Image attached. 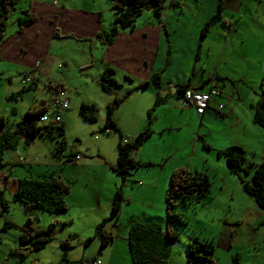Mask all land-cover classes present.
<instances>
[{
    "label": "rangeland",
    "instance_id": "rangeland-1",
    "mask_svg": "<svg viewBox=\"0 0 264 264\" xmlns=\"http://www.w3.org/2000/svg\"><path fill=\"white\" fill-rule=\"evenodd\" d=\"M213 2L214 0H196L195 2L189 0L187 6L178 4L177 10L171 9L167 17L162 15L160 19L169 25H179L181 33L182 28L188 30L192 27L190 46L193 41L201 37L202 28L208 18L207 14H213L215 11L217 13L219 4L215 5ZM222 3L221 17L210 26L207 36L202 41L201 56L196 62L197 66L200 67L203 62L209 72V74L206 73V77L209 78L212 75L214 78L216 70H221L220 72L224 70L223 72L226 73L227 64L231 60L235 61L234 58L251 60L259 65L256 71L259 72L258 83L255 87L259 95L264 89V0H235V2L223 0ZM39 4L52 5L60 10L64 8L66 13L80 12V10L99 12L105 31L114 26L112 5L106 0H19L16 10L7 21L5 40L20 35L18 19L26 17L21 12L30 5H33L32 13L34 12L37 18V24L40 27L48 25V15H42L36 10L41 7ZM198 6L202 8L200 12ZM160 19L147 6L142 10L141 15L135 17L134 29L140 30L148 25L159 26ZM117 29L118 32L114 36V38L117 37L116 40L120 36L119 32L133 31L129 28L123 29L121 26ZM170 34L171 32L168 33ZM38 39V48L30 43L25 49L26 56L23 54L12 57L10 60L2 56L0 58V115L5 116L7 120V127L2 132L14 131L28 111L38 110L44 105L50 111H54L52 104L56 99L68 100L69 107L61 112L64 122L63 135L55 130L54 137L38 138L30 145L20 143L4 155V161L8 163V166L2 170V173L8 175L9 181L2 186V191L10 209L0 217V264H56L63 255L64 249L61 244L65 243L70 236L73 237L69 241L71 248L66 253L71 261L91 264L100 249L101 238L94 231L90 235H71L73 227L81 230L82 226L78 227L81 225L79 221L75 224L70 223L67 216L69 213L27 211L15 197L17 187L13 180L21 178L22 174L36 180L61 177L69 184L70 191L71 189L75 191V186L80 185V193L74 192L75 198L79 195L80 200L81 197L85 200L87 194H92L94 196L89 197L90 201L94 202L96 195L97 201L101 200L103 204L111 192L115 191L116 186V189H121L124 202L129 200V195L135 192L120 231L131 218L138 220L139 216L144 215L145 217L140 219L141 223L157 225L165 235L167 223L170 221L165 194L172 172L181 167L190 168V172L197 170L205 173L210 178L211 185L208 193L195 203L179 204L172 210L181 220L171 218V227L179 235V241L171 246L172 255L167 264H194V261L190 263L187 261V245L196 237L202 241L212 242L214 264H264V210L259 208L243 189L241 179L250 181L251 175L242 173L239 179L230 173L225 158L223 156L218 158L215 147L220 146L224 131L221 119L207 115L201 129L199 120L197 124L192 123L196 126L193 136L196 143H193V140L189 141L187 147L179 151L176 149L188 142L190 135L188 123H185L180 130H163L161 127L163 121H160L161 126L158 128L154 123H149L147 114H145L147 120L145 128H136L130 122L124 123L123 134L126 136L132 134L133 138L139 134L137 133L139 130L144 132L148 127L151 128H149L151 132L155 131L150 140L145 141L139 150L133 152L132 157L136 161L138 155L147 156L154 150V145L159 144L163 146L160 150L166 156L167 169L174 168L167 173L168 178L164 175L166 181L162 179L160 189L153 187L158 189L155 197L151 189L138 194L137 191L141 185L146 188V185L151 182V175L162 174V165L165 161H161L159 165L153 163L154 165L148 168L132 171V175L123 180V177L112 168L117 164L116 147L119 134L112 128L108 133L101 132L109 114V99L111 98V103H114L116 95L115 98L121 99L128 91H131L130 81L124 79L123 74L119 73L120 82L123 85L115 90L116 95L107 94L94 80L97 69L90 63L91 54L86 42L72 36L51 39L49 34L45 37V33L42 38L38 35ZM179 39L175 42L182 45L187 43ZM170 40L174 39L170 37L168 41L164 39L162 45L160 43L159 56H162L163 60L166 55L162 51ZM84 64H89V67H84ZM252 72L255 73V70L253 69ZM23 80L26 84H22ZM55 83L63 84L64 90L57 91L53 88L51 85ZM220 84L215 81V85L220 86ZM245 87L248 89L247 85ZM216 88L222 90L221 87ZM249 91L252 92L251 89ZM146 93H149L148 90H145L144 95ZM142 95L143 92L132 89L121 103V110L118 109L115 114L121 118L130 115L137 107L136 105L141 103V99L144 98ZM82 104L95 105L97 108L95 122L85 119L80 114ZM156 114L157 111L153 113L152 119ZM152 122H155V119ZM46 124L40 122L42 126ZM253 127L254 130L248 138V145L241 148L245 152L246 162L258 167L264 164V128L259 125ZM200 130L201 133L198 136ZM133 138L129 137L128 141H133ZM16 152L25 156L26 161L23 166L13 163L17 159ZM76 155L80 156V160L75 162ZM155 158L156 161L160 160V154H156ZM83 162L88 164L87 167L78 170L76 166ZM142 175H145V178L139 179ZM139 182H141L140 186H138ZM101 196L102 199H100ZM110 215L111 212L108 217ZM6 221H9L13 227L1 231ZM111 223L107 224L111 225ZM38 232H48L52 241L38 252L21 255V252H18V249L23 246L20 243V236L35 235ZM118 236L116 248L119 249L117 251L119 259L117 260L121 264H131L129 256L125 255V251H128L127 243L124 241L126 235L121 232ZM88 240L91 241L88 242ZM108 249H111V246ZM107 251L109 250L103 252ZM235 258L238 259L237 262ZM97 260L107 264L102 257Z\"/></svg>",
    "mask_w": 264,
    "mask_h": 264
},
{
    "label": "crops",
    "instance_id": "crops-1",
    "mask_svg": "<svg viewBox=\"0 0 264 264\" xmlns=\"http://www.w3.org/2000/svg\"><path fill=\"white\" fill-rule=\"evenodd\" d=\"M175 1L176 0H165V8L163 10L162 15L167 17L171 9L177 10L178 4L184 7L187 6L189 0H183L182 2H180V0H177L178 2L176 3ZM193 1L195 2L196 0ZM221 1L223 2V0ZM219 2L220 0H214L213 4L216 5V3L219 4ZM108 3L111 4L110 2ZM32 6L33 5H30L29 8L23 10L21 13H25L26 11L29 12V14L35 18V21L29 26H27L24 30H22L20 32V35H17L15 37H10L9 39L7 38L5 40V42L0 48V58L6 57L10 60L12 57L14 58L15 56L18 57L23 54L26 56L27 52L25 51V49L28 47V45L31 43L35 48H38L39 45L38 35L42 38L44 33H45V37H48L49 34L51 39L72 36L88 44L89 54H91L90 63L92 64V66L96 67L97 69L94 80L98 86L104 70L106 68H112L115 71V77L117 79V82L121 86L123 84L120 82L119 73L123 74L124 79H126V77L131 78L129 80L130 90L136 89L138 90V92L141 93L143 92L142 97L144 98L141 99V103L137 104L136 105L137 107L134 108L133 112H131V114L128 115L127 117L121 118V116L115 114L116 111L120 109L121 104L115 108L113 112V118L116 121L117 126L119 127L122 134L125 131L123 130L124 129L123 125L126 122H130L131 124L135 125L136 128L139 127L145 128L147 127L146 123L148 120L150 124L154 123V125L158 126L159 128L161 126L160 121H163L161 126L163 130H171V131L180 130L182 129L183 125H185V123H188L187 126L190 131L188 142H186L185 145L181 147L179 146V148L176 149V151H179L180 149L187 147L189 141L193 140V143H196V140L193 139V136L195 135V131H196L195 129L196 126H194L192 123L197 124L199 120L200 123L199 127L201 129V127H203V123H205L204 121L205 117L207 115L210 116L212 115L217 119H221L220 121L223 123L222 125L224 128L223 129L224 131L222 133L223 139L220 143V146L215 147L217 152H221L231 147L232 145H237L240 147H246L248 145V138L250 137V133L254 130L253 126L257 125L253 120L252 106L256 104V102L259 100V96L261 92L264 91V89L261 90L260 94L258 95V92L255 89L256 84L258 83V75H259V72H256L259 68V65L257 63H254L251 60L234 58L235 61L231 60L227 64L226 73H224L225 72L224 70H223L224 72L223 71L220 72L221 70L218 71L216 70L214 74L215 75L214 78L212 75H210L209 78H207L206 73L209 74V72H207V68L205 67L204 63L202 62L200 64V67H198L196 63L197 60H200L201 46L203 40L199 38L196 41H193L192 44H190L189 46L191 33L193 32L192 27H189L188 30L182 28V33H181L179 32V28H180L179 25H169L166 22L163 23L160 19L159 26L148 25L141 28L140 30L133 29V31L131 32H127V30L121 31L119 32L120 36L117 40L116 37L114 38L111 44H107L104 41L105 34L110 32L113 27L112 28L110 27L109 30L106 29L105 31V26L102 25L101 13L92 10L91 11L80 10V12L68 11L69 13H66V10H64V8L60 10L52 5L39 4V6L41 7H38L36 10L40 14L45 16L48 15L49 17L48 25L45 24L43 25V27H40L37 24V18L34 12L32 13ZM201 10L202 8H199L198 6V11L200 12ZM212 11L213 10H211V12ZM215 13L216 11L213 14H209V15L207 14L208 18H206L205 21L207 22L213 15H215ZM169 32H171L170 35H168ZM99 36H102L103 38ZM170 37L173 38L174 40L173 41L170 40L169 42H167V45L164 46L162 52L165 53L166 56L165 59L163 60L162 59L163 57L159 56V47L161 50V45L163 43V40L165 39L168 41ZM183 37H185L186 39L184 40ZM177 39L183 40L181 42H187V43L182 45L181 43L175 42ZM188 47H190L189 50L187 49ZM179 51L181 52L179 53ZM96 59L98 60V62ZM96 62H97V66H96ZM84 67H89V64H84ZM252 68L255 70V73L252 72L253 71ZM211 73L213 72L211 71ZM154 74H160V83L158 88L152 83L151 80ZM217 78L221 80H218ZM215 81L221 83L219 87L222 88L221 90L222 97L217 99L213 103L212 107L217 108V103L222 101L226 105L225 108L222 110V115L220 117H217L212 112V109H209L205 111L203 114H200L198 110L195 107L189 105L184 100L183 96L178 92V88L183 86H188L190 89H195L205 92L208 91L209 87L210 88L214 86L218 87V85H215ZM143 85L145 86L143 88H140ZM246 85L248 86V89H246L245 87ZM249 89H251L253 93L250 92ZM145 90H148L149 92L146 93V95H144ZM226 91L228 93H226ZM157 96L161 97L163 99V102L160 106L156 108L157 110H155L157 111V114L155 115L154 118L155 122H152L154 121V119H152V121L150 122L148 115L146 120L145 114H148V111L153 107L155 100L157 99ZM115 97H117V95ZM110 100L112 99L111 98L109 99L108 105L111 103ZM144 100L145 102L143 103ZM125 119L127 121L124 122ZM137 133L140 134L142 132H140L139 130ZM200 133L201 130L198 132V136L200 135ZM154 134L155 131H152L151 136ZM131 135L128 136L132 139L133 136ZM128 136L125 135V137L129 139ZM151 136L148 138V140H150ZM148 140H146V142ZM154 147H155L154 150L148 153L147 156L138 155V158L137 157L136 158L138 159L137 161L149 162L151 164L157 163L158 165L162 163L161 161H165L164 165H162V174L151 175L150 178L151 182H149L146 185V188L144 187V185L140 186L141 182H139L138 184V186H140L139 190L137 191L138 194H141V192L151 189L152 192H154L153 194L155 197L158 191L157 188L160 189L159 185L162 179H164L163 181H166L164 175H166L168 178L169 174L167 173H170V171H172V169L174 168L167 169L166 158H165L166 156L163 155L161 153L162 151L160 150V148L161 147L163 148V146L156 144L154 145ZM18 153L19 152H16L15 157L17 159L15 162H13L14 164H18ZM156 154H160V160L158 161L155 160ZM100 157H102V155H100ZM144 157L147 158L145 159ZM218 158L220 157L218 156ZM102 159H104V157H102ZM87 165H88L87 163L83 162L81 164H78L76 167L78 168V170L79 169L82 170L85 169ZM184 168L187 169V167ZM189 169L190 168H188V170ZM24 178H31V177L22 174L21 178L14 179L13 181L16 187H17V181L19 179H24ZM144 178L145 175L139 176V179H144ZM8 181L9 178L7 175V178L3 181V184L8 183ZM154 186L157 188L156 189L153 188ZM116 188L117 186L115 187V191L117 190ZM224 188H226L225 184H224ZM74 190L75 191H72L71 189V191L69 192V194L65 199L68 207V211L66 212V214L69 213L67 216H68V221H70V223L75 224L77 223V221H79L81 225H79L78 227L82 226V228L81 230H77L78 228L73 227L72 229L73 232L71 233V235H90L92 231H94L95 233L96 227L101 222H103V220L109 218L108 216L109 213L111 212V208L113 205L115 191L111 192V195L107 197L106 202L103 204L101 200L97 201L96 195L94 198V202L90 201L89 197L94 196L92 194L91 195L87 194L85 200H83L84 199L83 197H81L80 200V198H78L79 195L77 196V198H75L76 193L78 194L80 193V185L75 186ZM134 194L135 192L129 195V200L125 202L123 200L125 206H123L122 203V210L119 221L115 222L114 224L112 222L111 225L106 224L104 227L106 233L113 235V237L114 235L117 236L114 237L112 243L108 244L101 250L99 249L98 255L93 259H98L99 257H102V259L107 264H121V262L117 260L119 259L117 258L119 255L117 251L119 249L116 248V245L118 243V238H119L118 235H120V233L122 232L123 235H126L124 241H126L128 246V251H125V255L129 256L132 264L130 247H129V235L132 226L153 225V224L151 225V224L141 223L140 219H143L142 217L144 216L142 215L139 216L138 220H134L131 218L128 221L127 225L124 228H122L120 231L122 224H124V218L126 216L127 208L130 206L131 201L134 198ZM100 199H102V196L100 197ZM73 210H75V212H73ZM196 239H198L202 243L207 242V241H202L199 237H196ZM110 246L111 249H108ZM187 249H188V245H187ZM106 250L109 251L104 253L103 251ZM122 252L124 253V250ZM171 255L172 253H170L169 260L171 259ZM98 261L99 264H102L100 260ZM187 261L188 263L192 262L189 261L188 252H187Z\"/></svg>",
    "mask_w": 264,
    "mask_h": 264
},
{
    "label": "trees",
    "instance_id": "trees-1",
    "mask_svg": "<svg viewBox=\"0 0 264 264\" xmlns=\"http://www.w3.org/2000/svg\"><path fill=\"white\" fill-rule=\"evenodd\" d=\"M112 4L113 28L110 32L105 34L104 41L111 44L114 36L118 32V26L123 29H134L135 17L141 15L145 7H149L158 19L161 18L165 8V0H107ZM19 0H0V45L5 40V31L7 28V21L10 15L16 10ZM222 10V1L220 0L217 13L213 15L203 26L201 31V39L207 36L210 26H212L216 19L220 18ZM26 17L19 18L20 31L35 21V18L29 14L24 13ZM103 38L102 36H99ZM126 77V80H130ZM218 80H221L217 78ZM152 83L158 88L160 83V74L152 76ZM211 81V80H210ZM147 85V84H145ZM145 85L141 86L143 88ZM57 91L64 90L63 84L55 83L51 85ZM100 89L107 94H115V90L119 89L121 85L117 82L115 71L112 68H106L99 81ZM217 86H214L216 88ZM219 87V86H218ZM220 88V87H219ZM188 86L178 88V92L185 98V92L189 90ZM132 91V90H131ZM131 91H128L121 99L114 98V103L108 105V117L105 121L102 133H108L112 128L119 134V141L117 143V164L112 167L115 172L126 180L131 176L132 171L148 168L153 166L149 162L136 161L132 154L139 150L140 146L148 140L151 136L150 129L140 133L133 141H126L125 135L122 134L116 121L113 118V112L126 98ZM163 99L157 96L153 107L148 111V118L152 121L153 113L156 108L160 106ZM47 106H42L38 110L28 111L23 120L18 124L14 131L2 132L7 127V120L5 116L0 115V217L9 211V203L3 196L2 186L3 181L7 175L2 173V170L8 166L4 161V155L8 150L15 149V147L24 143L30 145L31 142L38 138L54 137V131L58 130L61 135L64 133V122L62 123H47L40 125L41 117L47 112ZM253 120L255 124L264 128V91L261 92L259 100L252 106ZM97 108L95 105L82 104L80 114L87 120L95 122ZM43 123V122H42ZM244 150L239 146L229 147L221 152L218 156H223L226 160L227 167L231 174L241 179V174L246 173L251 175L250 181L241 179L244 191L254 200L257 206L264 210V164L256 167L253 163H247ZM211 181L208 175L202 172H190L186 168H179L172 172L169 186L166 190L165 201L167 205V213L170 221L167 223L166 234L164 235L160 227L157 225L132 226L129 235V247L132 264H167L171 249L170 246L179 240V235L171 227V218L181 220L178 214L172 210L179 204L195 203L200 197L208 193ZM70 192V186L61 177L52 178L51 180H36L32 178L19 179L17 181V188L15 197L20 201L27 211H44L55 214H64L68 211L67 203L65 201ZM123 196L121 189H117L113 205L111 208V215L109 218L103 220L95 229L96 234L101 238L100 250L114 240L113 235L106 233L104 230L108 222H118L122 210ZM13 225L6 221L1 231L12 228ZM70 236L65 243L61 244L63 255L61 260L56 264H82V262L70 261L67 258V250H69ZM52 238L48 232H38L35 235L23 234L20 236V243L23 245L18 252L25 256L29 253L38 252L44 249L45 245L50 243ZM91 240H88V242ZM214 247L212 242L202 243L194 238L188 245L189 261H194L196 264H214L212 255ZM238 261L237 258L234 259Z\"/></svg>",
    "mask_w": 264,
    "mask_h": 264
},
{
    "label": "built area",
    "instance_id": "built-area-1",
    "mask_svg": "<svg viewBox=\"0 0 264 264\" xmlns=\"http://www.w3.org/2000/svg\"><path fill=\"white\" fill-rule=\"evenodd\" d=\"M22 84H26V81L23 80ZM222 97V91L218 88H210L209 91H199L195 89H189L185 92L186 102L195 107L200 114H203L205 111L212 109V112L220 117L222 115V110L225 108V104L222 102L217 103V108L212 107L213 103ZM54 111H50L47 108V112L44 113L41 117V121L43 123H62L63 118L61 116V112L63 110H67L69 107V101H61L60 99H56L52 104ZM56 109V110H55ZM126 142V140H124ZM76 160H79L80 157L76 156ZM20 161L22 159L20 158ZM91 264H99V261L93 260Z\"/></svg>",
    "mask_w": 264,
    "mask_h": 264
},
{
    "label": "clouds",
    "instance_id": "clouds-1",
    "mask_svg": "<svg viewBox=\"0 0 264 264\" xmlns=\"http://www.w3.org/2000/svg\"><path fill=\"white\" fill-rule=\"evenodd\" d=\"M44 106H45V105H44ZM125 140L128 141V138L126 137ZM125 143H126V142H125ZM76 156H79V155H76ZM76 156H75V157H76ZM79 157H80V156H79ZM20 158L22 159V161H20ZM79 160H80V159H79ZM25 161H26V159H25L22 155H20V154L18 153V164L23 165ZM74 161H78V160H76V159L74 158ZM93 260H97V259H93ZM97 261H98V260H97Z\"/></svg>",
    "mask_w": 264,
    "mask_h": 264
}]
</instances>
